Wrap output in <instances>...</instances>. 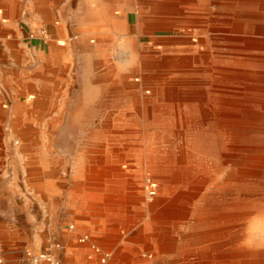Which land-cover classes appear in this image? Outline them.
<instances>
[{
    "label": "rangeland",
    "instance_id": "374dc122",
    "mask_svg": "<svg viewBox=\"0 0 264 264\" xmlns=\"http://www.w3.org/2000/svg\"><path fill=\"white\" fill-rule=\"evenodd\" d=\"M8 1L15 23L20 11L13 53L23 60L18 41L30 33L59 71L39 96L14 78L26 121L14 113L0 145L3 264L57 243L62 264H91L92 245L112 253L111 264L131 246L132 264L138 252L147 264H264V170L252 174L231 151L264 136V123L231 104L260 110L264 50L245 49L225 22L234 13L264 25L258 0ZM31 18L45 27L31 28ZM106 199L129 203V224Z\"/></svg>",
    "mask_w": 264,
    "mask_h": 264
},
{
    "label": "crops",
    "instance_id": "0c3cea01",
    "mask_svg": "<svg viewBox=\"0 0 264 264\" xmlns=\"http://www.w3.org/2000/svg\"><path fill=\"white\" fill-rule=\"evenodd\" d=\"M16 12L18 19L15 23V9L13 8V10H11V4L8 0H0V145L6 142L7 127L11 125V118L14 113H16L15 119L17 122H21L22 124L23 121H26V119L18 116V113L21 115L23 108L15 104L12 100L14 78L17 75L22 77L21 84L23 86H19L20 91H37V95L39 96L41 91H46V81L51 83L57 81V73L59 71V63L57 62L51 47L46 45L43 39L31 36L30 33L28 36H24L22 44H19L18 41L17 46L19 47L20 52H23V60L16 57L17 55L13 53L10 47L12 38L15 36L17 39H19L20 36V26L18 23L20 21V11L17 10ZM10 16H13V19L10 20ZM30 25L31 28L34 27V29L38 26L43 28L45 27V22L38 19L36 21L31 18ZM30 98L33 99L32 96ZM37 111L39 112V108ZM109 172V169H104V176ZM129 199L130 203L133 202L132 198ZM104 201L107 203V206L111 208L119 206V216L121 218L122 224H129V221H131V216H124V208L126 209V207L129 206L128 202L122 200L121 203L117 204L112 199H106ZM78 210L79 212L84 213V209L82 207H79ZM113 215L115 218L116 215H118V211L115 210ZM109 218H112L111 213ZM80 223L81 226H84L83 223H85V221H80ZM181 236L184 240V235L181 234ZM89 238L90 237L88 236V239ZM115 238L117 239L118 237ZM115 238L112 237V239ZM133 239L131 238L132 241ZM128 248L122 250L120 249V251L117 253V261L120 260V262H123L122 264H132L129 256L130 253L131 255L133 254L132 246L131 248ZM147 248H149V246L145 244L143 247H141L143 252L144 250H148ZM181 249L183 251V242ZM159 250L160 252H165V249H161L160 247ZM136 256L140 259V264H147L146 262L144 263L142 258H140L139 252L136 254ZM111 258L112 253H110V260Z\"/></svg>",
    "mask_w": 264,
    "mask_h": 264
},
{
    "label": "bare ground",
    "instance_id": "6f19581e",
    "mask_svg": "<svg viewBox=\"0 0 264 264\" xmlns=\"http://www.w3.org/2000/svg\"><path fill=\"white\" fill-rule=\"evenodd\" d=\"M257 6L259 7L260 12L255 14L256 17L254 19L259 20V21H263L264 20V0H258L257 1ZM235 12V11H234ZM233 20L230 21H225L227 24H229V26L231 27L232 31L234 33H238L235 36H233V40L243 43V46L245 47V49L248 50H264V40L262 39H258V38H253L250 36H242L240 35L241 33H245V34H264V25L263 24H248L245 22H241V21H235V18L238 17L236 16V14L232 13ZM240 18V17H239ZM242 48V47H241ZM258 59H261L260 55H256L255 56ZM262 80V79H261ZM264 81V80H263ZM263 95H264V91H260ZM245 96H248L245 94ZM259 96V95H258ZM259 98V97H258ZM259 103V102H258ZM231 104H238V108L241 109L242 112V117L243 118H249L252 120H255L259 123H264V100L260 102V110L259 111H254V105L252 101H247V100H243V101H237V102H231ZM257 104V103H256ZM231 105V106H232ZM230 106V105H229ZM204 111V110H203ZM235 112V111H234ZM233 112V113H234ZM206 114V113H205ZM232 114V113H231ZM237 114V113H236ZM239 114V113H238ZM234 125V124H233ZM255 126V125H254ZM239 127V126H237ZM252 128V127H251ZM241 129V128H240ZM258 131V130H257ZM257 134V133H256ZM238 140V139H237ZM242 142H247L250 145L248 147H238L236 145H234V142H232V147H231V151L235 153L234 158L236 160H240L239 163L241 165L247 166L249 169H251V173L252 174H257V170H264V136H254L252 139L248 140V139H244V141ZM234 145V146H233ZM228 158H231L228 157ZM233 158V159H234ZM227 160V157H226ZM236 168V167H235ZM243 168V167H242ZM247 168V171H248ZM253 169V170H252ZM243 171V170H242ZM241 171V172H242ZM246 171V172H247ZM254 171V172H252ZM240 172V171H238ZM240 172V173H241ZM250 172V171H249ZM261 172V171H260ZM243 173V172H242ZM262 173V172H261ZM238 174V173H237ZM263 176V174H261ZM252 176V175H251ZM261 176V177H262ZM236 178L237 181H246V179L244 178H248L249 176L247 175V173H244V175H238V176H234ZM192 181V180H191ZM190 183V182H189ZM239 183V182H238ZM258 184V183H257ZM235 186V185H234ZM243 186V185H242ZM256 186V185H255ZM222 190V189H221ZM156 194L155 191H151L150 195L154 196ZM195 195V193H193ZM189 195V194H188ZM246 196V195H245ZM197 197L194 196L192 197V193H191V198H195ZM248 197V195H247ZM260 197V196H259ZM190 198V200H191ZM246 198V197H245ZM262 198V197H261ZM239 199V198H238ZM252 199V198H251ZM255 199V198H254ZM187 200V199H186ZM189 200V201H190ZM188 201V200H187ZM186 201V202H187ZM234 201V200H233ZM238 203V202H236ZM240 203V202H239ZM242 203V202H241ZM249 203V202H248ZM247 204V203H246ZM251 207V206H250ZM238 208V207H237ZM249 209V207H248ZM254 209V208H253ZM257 209V208H256ZM254 209V210H256ZM238 210V209H236ZM240 212V211H238ZM169 213V211H168ZM242 213V212H241ZM257 212H255L256 214ZM192 214V213H191ZM197 214V212H196ZM259 214V213H257ZM256 214V215H257ZM188 215V214H187ZM200 215V214H199ZM260 215V214H259ZM258 215V216H259ZM198 217V216H197ZM200 217V216H199ZM249 218V217H248ZM253 219V218H252ZM251 219V220H252ZM200 220V218H199ZM203 220V219H202ZM248 220V219H247ZM244 226V225H243ZM242 228V227H241ZM244 228V227H243ZM242 228V229H243ZM230 229V228H229ZM246 229V228H245ZM243 232V231H242ZM204 233V232H203ZM197 234V233H196ZM205 237V236H204ZM192 239V238H191ZM256 239H254L255 241ZM257 241V240H256ZM259 241V240H258ZM261 245V244H259ZM240 254V253H239ZM242 254V253H241ZM251 264V263H250Z\"/></svg>",
    "mask_w": 264,
    "mask_h": 264
},
{
    "label": "built area",
    "instance_id": "2783aa9c",
    "mask_svg": "<svg viewBox=\"0 0 264 264\" xmlns=\"http://www.w3.org/2000/svg\"><path fill=\"white\" fill-rule=\"evenodd\" d=\"M71 229H74V226H71ZM88 240V236L80 238L79 242L84 243ZM93 252L97 255V259L94 260L91 264H111L110 253L103 252L102 249L97 245L91 246ZM52 249L62 250L63 247L60 243H57L51 247L49 250L40 251L38 253L27 252V262L25 264H62V261L59 257H56ZM0 264H3V259L0 258Z\"/></svg>",
    "mask_w": 264,
    "mask_h": 264
}]
</instances>
